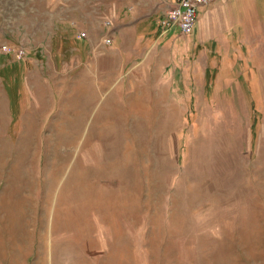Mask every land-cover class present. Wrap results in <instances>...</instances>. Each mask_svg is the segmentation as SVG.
<instances>
[{
  "label": "rangeland",
  "instance_id": "obj_1",
  "mask_svg": "<svg viewBox=\"0 0 264 264\" xmlns=\"http://www.w3.org/2000/svg\"><path fill=\"white\" fill-rule=\"evenodd\" d=\"M168 9L0 0V264H264V0Z\"/></svg>",
  "mask_w": 264,
  "mask_h": 264
},
{
  "label": "built area",
  "instance_id": "obj_2",
  "mask_svg": "<svg viewBox=\"0 0 264 264\" xmlns=\"http://www.w3.org/2000/svg\"><path fill=\"white\" fill-rule=\"evenodd\" d=\"M217 1L219 0H164L169 5V9L158 21L160 32L177 28L181 34L188 35L196 24L199 8ZM111 42L110 38L105 39L106 44Z\"/></svg>",
  "mask_w": 264,
  "mask_h": 264
},
{
  "label": "crops",
  "instance_id": "obj_3",
  "mask_svg": "<svg viewBox=\"0 0 264 264\" xmlns=\"http://www.w3.org/2000/svg\"><path fill=\"white\" fill-rule=\"evenodd\" d=\"M200 10H199V13H201V12H203V10H204V6H201V8H199ZM206 11L204 10V12L203 13H205ZM198 19H197V21H196V23H198ZM157 24V30L160 32V30H159V25H158V22L156 23ZM172 30H178L177 28H172V29H170V30H168L167 32H170V31H172ZM193 31V30H192ZM167 32H161L162 33V35L164 36H167L166 34H167Z\"/></svg>",
  "mask_w": 264,
  "mask_h": 264
},
{
  "label": "bare ground",
  "instance_id": "obj_4",
  "mask_svg": "<svg viewBox=\"0 0 264 264\" xmlns=\"http://www.w3.org/2000/svg\"><path fill=\"white\" fill-rule=\"evenodd\" d=\"M16 173V172H15ZM24 179V178H23ZM22 180V179H21ZM16 186V185H15ZM72 207V206H71ZM74 212V211H73ZM4 238V237H3ZM10 241V240H9ZM15 259V258H14Z\"/></svg>",
  "mask_w": 264,
  "mask_h": 264
}]
</instances>
